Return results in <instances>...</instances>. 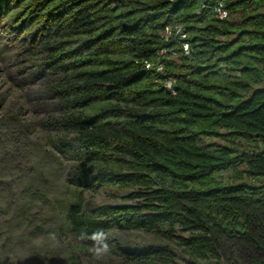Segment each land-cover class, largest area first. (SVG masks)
I'll return each mask as SVG.
<instances>
[{"label": "trees", "instance_id": "obj_1", "mask_svg": "<svg viewBox=\"0 0 264 264\" xmlns=\"http://www.w3.org/2000/svg\"><path fill=\"white\" fill-rule=\"evenodd\" d=\"M213 1L0 0V22L8 18L43 54L38 66L58 75L51 89L84 161L68 186L65 226L89 241L113 230L165 241L122 251L130 262L170 264L165 248L174 238L184 253L207 260L231 249L225 238L264 264V14L245 0H224L240 19L219 22L205 15ZM175 23L187 37L165 41L164 26ZM145 60H159L162 73ZM224 171L231 181L216 179ZM84 188L115 197L129 190L134 202L101 204L102 220H93L81 213ZM91 246L75 244L78 252Z\"/></svg>", "mask_w": 264, "mask_h": 264}, {"label": "rangeland", "instance_id": "obj_2", "mask_svg": "<svg viewBox=\"0 0 264 264\" xmlns=\"http://www.w3.org/2000/svg\"><path fill=\"white\" fill-rule=\"evenodd\" d=\"M20 34L8 18L0 22V264H71L69 256L79 264H137L124 259L122 251L161 249L165 241L137 230H113L89 241L65 226L73 203L68 186L77 181L75 170L84 161L51 89L58 75L38 66L43 54ZM216 179L231 181V172L218 173ZM129 192L115 197L101 188L97 193L84 188L81 213L102 220L99 206L131 204ZM243 209L249 218L257 214L252 207ZM220 241L231 249L217 248L207 260L184 253L176 238L165 249L172 254L170 264H252L238 246H231L235 240ZM88 243V250L75 248Z\"/></svg>", "mask_w": 264, "mask_h": 264}, {"label": "built area", "instance_id": "obj_3", "mask_svg": "<svg viewBox=\"0 0 264 264\" xmlns=\"http://www.w3.org/2000/svg\"><path fill=\"white\" fill-rule=\"evenodd\" d=\"M246 3H249L252 7H256L262 11L264 14V6H261L259 0H245ZM205 9V15L208 18L217 20L219 22L233 19V20H239L240 15L239 14H231L226 1L224 0H215L209 5L204 6ZM197 13H200V11H197ZM188 35L187 30L184 28L182 24L175 23L164 26L162 30V37L165 41H182L185 39ZM183 50L185 54H188L189 47L187 43L182 42ZM167 53V50L165 48H162L159 50V55H164ZM144 67L147 70L154 69L157 73H162L163 71V65L162 63L157 60L156 62H151L145 60L143 62ZM221 67L223 68L224 72H227V68L225 64H221ZM237 75H239V72H236ZM163 87L170 92L172 95L175 94V90L173 88V80L171 78H166L163 82ZM261 87L264 88V81L261 83Z\"/></svg>", "mask_w": 264, "mask_h": 264}]
</instances>
